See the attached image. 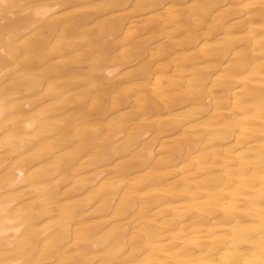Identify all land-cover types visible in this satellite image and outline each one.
<instances>
[{
	"label": "bare ground",
	"instance_id": "6f19581e",
	"mask_svg": "<svg viewBox=\"0 0 264 264\" xmlns=\"http://www.w3.org/2000/svg\"><path fill=\"white\" fill-rule=\"evenodd\" d=\"M0 264H264V0H0Z\"/></svg>",
	"mask_w": 264,
	"mask_h": 264
},
{
	"label": "rangeland",
	"instance_id": "374dc122",
	"mask_svg": "<svg viewBox=\"0 0 264 264\" xmlns=\"http://www.w3.org/2000/svg\"><path fill=\"white\" fill-rule=\"evenodd\" d=\"M115 48L117 49V47H114V49H115ZM72 53H73V55H74V52H73V51H72L71 53L68 52V53H67L68 56H66V55H67V54H66V55H65L66 57H64V58L67 59V57H72ZM50 57H51V58H50ZM52 58H54V59H52ZM47 59L51 60V62H53V61L55 62V61L57 60V58L55 59V55H54V56H53V55H52V56L50 55ZM68 59H69V58H68ZM51 62L49 61V63H51ZM131 64H132V63H131ZM125 66H126V67L129 66V64H125ZM132 67H134V65H133ZM120 105H122V104H120ZM124 106H125V107H124ZM118 107H119V105H118ZM118 107H117V108H114V109H115L116 111H117V109H118V111L120 110L119 114H121L122 112H124L123 109L126 108V104H124V105H122L121 107H119L120 109H119ZM123 107H124V108H123ZM121 108H122L123 111L121 110ZM114 109H111V110H110V111H111L110 113L113 112V113L115 114L116 111H114ZM116 114H118V113H116ZM116 114H115V115H116Z\"/></svg>",
	"mask_w": 264,
	"mask_h": 264
}]
</instances>
